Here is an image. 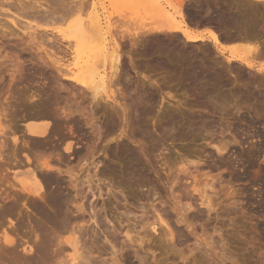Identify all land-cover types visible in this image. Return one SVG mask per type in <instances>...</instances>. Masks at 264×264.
Segmentation results:
<instances>
[{
	"label": "bare ground",
	"instance_id": "1",
	"mask_svg": "<svg viewBox=\"0 0 264 264\" xmlns=\"http://www.w3.org/2000/svg\"><path fill=\"white\" fill-rule=\"evenodd\" d=\"M22 1L21 0H16V1L15 0H0V6L1 4L4 5L7 3L10 9L15 10V12L13 13L14 15H18L19 13H22V14H19V17H21L20 15H22L23 17H28V18H33V19L38 17L42 19L41 22L43 21L44 25H46L45 23H47L48 26H49V23L53 24V26L55 24L56 25L62 24V26L66 25V28L57 29L56 27L55 29L61 35L60 37L68 42V45L71 48V55L73 57H72V63L70 65H66V66L64 65L66 70L63 72V70L61 69L60 71H62L64 75L65 74L69 75V79L71 80L72 85L74 86L73 87L74 89H73V96H70L69 94L70 97H67L68 96L67 95L66 98L65 97L62 98L63 96L61 97L60 95L61 97L60 99H65L64 100L66 101L65 104L64 103L61 104L63 100L61 102L58 101L60 99H58L59 97L57 94L56 96L54 95L55 92L53 93L54 89H52L51 86L49 88H48L49 85L44 86V83L46 82H40V83H43V85L41 84V86L43 87L37 86V95H33V93H35L36 91L31 93L32 95L28 94L27 89L29 87L27 88V85L26 86H24V84L22 85L23 80H25L23 79L22 75H23V71L25 72L26 70L24 69V67L27 68V65L25 64L24 61H20V58L18 57V55L15 57L16 59H13V61H11L12 67L10 69L8 68V71L6 70V72L10 73L7 75V76H10L9 79L7 78L9 82L6 83L8 80L5 79L7 80L5 82L3 79L4 77H1L4 74L0 75V80H1L0 81L1 83L0 85V93H1L0 108L2 110L1 113L3 115V120L4 118L6 120L8 119L9 121L8 120L7 121L8 123H10L8 124V126L5 125L7 123H5L3 126V123L1 122L2 118H0V184L2 181H4L5 179L4 173H6L7 171L13 170L15 178L18 174H22L24 176L23 178H21V180H19V183H18L19 186H17V184H15L16 185L15 186L13 185L14 183L13 184L11 183L12 185L10 186L12 187L13 191H15V194L17 196L16 198H14L15 196L13 197L11 195L13 197L12 199L13 201L12 200L10 201L11 202L10 208L8 209L6 208L5 210H3L4 208L0 209V218L2 219V215L4 216L11 215L13 213V210L14 212H16L15 210L17 211L20 210L21 205L25 206V203H23V201L20 203V199L18 196L20 195V193L21 195L22 194H32L33 196L37 198L36 199L37 203H35V205H37V209H35L37 210V215L35 214L36 215L35 217L37 219V226H36L37 228L34 226V228L36 229H32L34 232V239H33L34 244L33 245L30 244L31 241L29 242V240L23 237H20V241H22V244L19 243L17 239L18 237H14L13 235V234L17 235V232H18L17 228L19 226L18 227L16 226V221L14 223V221H12L13 218L11 217L12 220L9 219L10 220V223H9L10 230L9 231L5 230L2 236L0 235L1 236L0 237V264H120L121 261L118 259V257H116L118 255H117V252H115L116 247L113 243V241L117 240V236L115 234L114 235L112 234L113 236L111 235L113 237L112 238L113 241H109L111 245V250H112L111 254L113 256L110 259L111 261H108V259L102 260L101 259L102 257L100 258L101 261L100 260L99 262L95 261L96 257L94 258V256L96 252L101 254L100 256H103V252H105L102 250L103 248L102 249L100 248L101 237L99 235L100 233L99 231L97 232L96 229L93 230L90 237L88 239L86 238V236L89 234L87 227H90V226L88 225L92 222L97 228L99 227L101 228V226L103 225V219L108 220L109 223L111 222L115 223L116 227L114 228H117V231L120 232V234L124 235L125 239L127 240L123 242L124 244L123 246L125 247H122L119 250V252H124L126 249L128 250V247L130 246V244L131 245L133 244V246L136 245V247L138 246L142 250H145L146 248L148 252L155 255L157 250L162 249L161 248L162 243H165L166 241L165 238L170 239V241L174 240L173 238H175L174 233H173L174 231L173 229H171L169 222L166 220L167 218L165 219V217L162 214H160L157 209L154 208V204H152V208L154 209V213H155L154 216L151 217L150 215L148 216V214L143 213L140 220H138L139 222H138L137 227H136V224L134 223L131 224V221H130L131 219L128 217L131 211L130 213L129 211L127 212L126 214L128 215L127 218H125V216H123L124 219L123 217H120V216L115 217L116 215H113L111 211L112 206H113L112 198L113 199L115 198L114 192L115 190L122 191V189H125L126 187H128L129 185L128 184L129 180L127 179L128 175L133 174L135 170L132 171L133 169H129L128 166L126 165L127 163H124L126 161H124L123 163L127 167L123 166V169H119L120 166L119 168H117L118 166L116 167V166H113L112 164L107 165V163L105 164L103 161L100 160V158L105 155L109 156L113 162L115 160H121V159L125 160L123 159L124 157L122 158L121 154L119 153L121 151V150L119 151V147L121 146L123 142H120L122 140L118 139V138L121 139L122 136L123 137L127 136V134L124 133V131L121 132L119 137L115 139L116 141L113 140L117 144L115 146L116 147L115 149L103 146V144L107 141L106 140L108 138L107 136H109V133H107V131L108 132L111 131L110 135H113L114 130L112 129L115 126H118L119 124L118 122L115 123V121H118V120L114 119L115 118L114 116L119 115V113L116 110L118 107L119 108L121 107L123 109L122 115L125 117V120H127V107L125 105L124 107L123 105H119L118 107L115 106L116 103H119L118 102L119 95H116V92H119L117 89V86L118 84L120 85L119 82L123 80V79H120L122 76L120 75L122 72L120 69V66L122 63V58H121L122 55L120 54L121 52H119L120 51L119 49H121L120 48L121 46L119 45V42L116 40L117 38L116 35L114 34L113 31H112L113 33L107 31L106 28H104L99 21L95 20L93 24L91 22L86 24V22L82 20L83 16L81 17L79 13H81L80 11H82L81 7L84 4H86V3H83L86 0L84 1L77 0V2L75 3H73V1L71 3L70 2L67 3L68 1L65 2V0H36V1L33 0V2L29 3L31 4L30 6H27L26 3L23 4ZM179 2L180 3L178 6V15H179V18L181 19L179 23L175 22L176 21L175 18L167 19L169 20L167 22L169 24H167L166 26L164 24V26H160V27L155 26L156 28L149 29L147 32L146 31L143 32L144 36L151 33V35L158 34L157 35L158 37L161 34L166 37L167 35L166 33H168L167 36H170V35L175 36V37L178 36V38H179V35L182 36L188 44H191V45L193 44V46L194 45L196 46L198 45V43H201V42L204 43L205 45L210 44L212 49L215 52H217V54L222 55L227 62L241 63L245 65L247 68L255 70L257 74L264 79V64H263L264 62V49H263L264 42L263 40L264 39H262L264 38V0H192V2L191 0H180ZM43 3L48 4L49 7L48 8L44 7ZM53 4L55 5L52 7ZM71 4H74V5L71 6ZM67 5H70V6L66 7ZM78 9L79 10L81 9V10L79 11ZM186 9L188 10L187 13H189V14L186 13L188 16L186 14H183L182 12ZM3 10L6 11V9H3ZM40 10H42V12L44 10L45 13L40 12ZM30 11L35 12V14L32 15ZM40 13H42L43 15H40ZM186 19L192 22L193 24L197 25L196 28L195 27L194 29L190 28L187 25L189 24L188 23L189 21H187ZM10 22L15 28H18L20 30L19 21H16V19L14 20L12 17ZM25 23H28V24L27 25L22 24L24 28L21 25V28H23L21 29L23 31V34L27 36L29 35L32 36L33 34L36 35L35 33L30 32L31 30H33L34 32L37 31V29H34L33 26L31 25L32 21L25 22ZM36 23L39 24V21ZM201 26L204 30H202L201 32H198L197 29L199 30L202 29ZM41 27L43 28V25ZM46 27L47 26H45L44 28ZM38 28L40 27L38 26ZM144 29L142 31H144ZM15 30L13 28H10L9 25L8 26L0 25V32L2 31V33L0 34V38H16V39L19 38V36L22 34L20 35L17 34ZM118 33L120 32L118 31ZM112 34H114L115 36ZM129 34L130 33H128V35ZM175 37L173 38L174 41H175ZM161 38L162 37H160V39ZM35 39L36 37L34 38V41ZM160 39L158 41L162 42V39L161 40ZM1 40L2 39H0V43H2ZM32 40L33 38H31V42ZM166 40H167V37H166ZM147 42L149 43L144 44L146 47L143 50H145L147 54L151 55L154 60L156 61L159 60L157 63L160 64V66L163 63L165 64V66L169 64L167 65L168 68L173 67L175 71L177 70L178 72L179 71L185 72L184 74H187L190 77H192L193 80H195V83H196V80L199 82L201 81L200 82L201 84L204 83L205 91L213 92L216 94L212 97H216L217 99L218 98L220 99V97L225 98L224 96L226 95V93H224V96H222L223 93L221 92L217 93V90H218L217 88L227 85V81H220V82L217 81L219 82V84H216L212 80L215 78L213 75L212 77L214 78H210L211 75L208 76V73L207 75H205L207 71L205 72L204 69L206 68L203 69L204 71V72L202 71L203 73L199 70L197 72L196 67L200 68L201 65H197L196 67L192 66L194 64L193 62H195V59H197V57L195 56L196 58L193 61L191 60L192 58L190 59V57H194V56H191L188 54L189 56L188 57L187 53L185 54L186 56L183 55L182 49H184L185 52L186 51L189 52L187 49H185V47L184 48L182 47L181 49L179 48L178 44H176V46L175 45L171 46L173 43L171 45H165L163 42H162L163 44L157 42V44L153 45L152 41L151 42L147 41ZM155 42L156 40L154 41V43ZM39 43H37L38 48L36 49V51L38 52L44 51L43 46L40 45L42 43L40 44ZM150 43H152V45H149ZM2 49L3 48L0 47V50ZM29 49L27 51H29ZM205 51L204 52L202 51V53H204L203 55H205ZM29 52H32V50ZM41 57L39 59L43 60L41 59ZM148 57L149 56H147V58ZM209 58L211 57L209 56ZM199 59L198 61L204 58H201L200 60ZM213 59L211 60L213 61ZM38 60H37V78H39L38 76L44 75V74L39 73L41 72L42 69L48 70L50 75H54L53 73L54 71H52L51 67L55 65L63 66V65H60V62H57V61L56 62L54 61L55 64L49 63L48 61H46L47 59L42 61V63L39 61L41 63L40 65ZM189 60L191 61L189 62ZM5 63L2 62L1 64L0 62L1 72H2L1 68L3 66H5L4 69H6L7 65H5ZM211 63H214V62H211ZM8 64L10 66V63ZM197 64H199V62ZM202 64H207V63L203 62ZM152 65H154L153 62H152ZM220 66L222 67V65ZM40 67H41V70H40ZM162 67H164V65ZM203 67H207V66L202 65L201 68ZM223 69H225V67L222 68V70ZM57 71L58 70H56V73L59 72ZM220 73L222 72H219L218 75ZM6 74L7 73H5V75ZM182 74L183 73H181V75ZM217 78L215 79V81L219 80ZM29 81L31 83L33 82L31 81V79ZM112 85L114 88L116 86V89H115L117 90L116 92L111 90L110 87H112ZM213 87H216V88H213ZM74 90H76L77 92H75ZM30 92L31 90L29 91V93ZM208 92H204L203 94H208ZM2 93L6 94V95L3 94L4 96H6L5 99L3 98V100L1 97ZM123 93H121L122 96H123ZM236 94H237V98L242 101L243 99L246 98V95H243L240 92ZM89 95L92 101L91 103L87 102L88 104H86L85 100L89 97ZM204 96H206V99H207V95H202V97ZM78 99H80L81 102H79L80 100ZM122 100H123V97H122ZM247 100H250V99H247ZM111 101L114 104L110 103ZM3 103H4V107H3ZM102 103H104V105ZM91 104L93 105L92 108H90ZM7 105H8L9 110L7 108ZM60 105L62 106L60 107ZM99 114H102L105 117L104 121L106 122H103V123L104 125L106 124V127L104 126L102 127V124L98 123L100 122L99 119L97 118L99 117ZM0 117L2 116L0 115ZM118 117L119 116H117V118ZM21 120L25 123H22V122L19 123ZM121 121H122V117H121ZM173 129L175 130V128ZM21 130L23 133H21ZM176 130L174 132H176ZM19 131L21 134H24V135H20V133H18ZM9 133L12 134V138L11 140L7 141L6 138L9 139V137H11V136L9 137L7 136V134L9 135ZM26 135L30 136V140L29 138L28 140L25 139ZM197 135L198 134H196V132H192L191 135L190 133L188 134L189 137L190 136L196 137ZM2 136L4 140L2 139ZM135 136H132V138ZM135 139L136 138H133V140ZM219 143H222V142L219 141ZM216 148L219 152H223L226 149V146L221 144L220 147L216 146ZM173 152L169 150L168 154H165V156L163 157V166L165 167L164 170L166 172L168 171V176L165 175L166 176L165 177L166 186L167 185L169 186V192H170V197L168 198H170L171 209L177 216L176 223L184 224L190 230L192 224L194 223H193V220L189 219V216H188L189 211L191 212V210H194V209L197 210V208L199 207L198 205H200L201 207L205 208V212L207 211L208 214L212 211L215 212V209L217 206L216 205L217 203H215L216 200L214 199V198L217 199L216 197L217 190H215L216 189L215 188L216 179H214L215 177L214 178L211 177L212 175L210 176L208 174H202L201 175L202 177L200 178H198L197 176L198 173L197 175L195 174L193 175L192 172L189 171L190 169L189 167L193 165L192 162L189 163L186 157L175 156ZM126 155L127 156L129 155V153L127 154V151H126ZM129 164L130 162H128V165ZM187 164L189 166H187ZM86 166L88 168L90 166V169H93V174L89 173L90 170H88L87 172V170L84 169L86 168ZM83 171H85V173L87 174H84V177H81L80 172H83ZM157 173L158 172H156V174ZM160 174H163V173H160ZM160 174H157V175L161 177ZM6 176L9 177L8 175ZM187 176L188 177L190 176L192 178V183L189 187H186V189L184 188L185 192L184 191L183 192L185 194L184 193L182 194V197H184L182 198L180 196H177L176 195L177 193L175 194V191H173L174 188L170 187L171 186L170 184L175 185L176 183L182 180V177L187 178ZM141 177H144V176L142 175ZM6 180L7 179H5V181ZM106 182H109L110 186L109 184L106 185L107 191L106 193H104L105 191H103V188H104L103 185H105ZM140 182L138 180V183ZM142 184H145V181ZM2 187H0V190L3 189ZM4 187H5V184H4ZM4 193L6 194V190ZM105 194L108 195L107 200L103 198ZM32 195L30 196L32 197ZM90 197L95 199V204L94 206H92V208L89 209L87 208L86 205H87V202L90 200L89 199ZM3 198L10 199V197L8 196L7 197L4 196ZM100 200H102V203L100 202ZM197 200L200 204H196ZM161 203L162 201L160 202V204ZM27 204H28V201H27ZM33 205H34V202L32 206ZM99 205L101 206L100 209H98ZM195 205H197L198 207ZM28 206L30 205L28 204ZM126 207L127 206H125V208ZM141 209L143 210V208ZM198 209H199V213H201L200 208ZM101 212H104L105 215L103 216ZM217 214H216V217H218L219 215ZM3 221L0 220V227H2L1 225ZM127 222L128 223L130 222V224H128ZM125 223H127L128 225H124ZM138 227L140 229L139 231L137 230ZM192 227L194 228V226ZM67 232L69 233L68 234L69 236L66 235L67 237H63L65 233ZM214 232L215 231H213V233ZM192 235H194L193 237H195L196 239L199 238L196 232H193ZM105 239L107 240V237H105ZM163 240L165 241L163 242ZM207 248L208 247H206V250ZM68 249L69 250L71 249V252H72L69 256L66 255V251ZM137 253H138V250L136 251V256L137 255L140 256V254H137ZM222 255H225V254H222ZM155 256H154V260H155V263H157L158 261L156 262L157 259H155ZM120 257L121 256H119V258ZM141 258H144V257H140V260ZM210 259L212 260V258ZM146 263L147 262L145 260V264Z\"/></svg>",
	"mask_w": 264,
	"mask_h": 264
},
{
	"label": "rangeland",
	"instance_id": "2",
	"mask_svg": "<svg viewBox=\"0 0 264 264\" xmlns=\"http://www.w3.org/2000/svg\"><path fill=\"white\" fill-rule=\"evenodd\" d=\"M23 1L22 3L23 4L26 3L27 6H30L31 4L29 3L33 2V0H27V1L23 0ZM72 1L73 3L77 2V0H71V1L65 0V2L67 3L69 2L71 3ZM179 1L180 0H86L83 3H86L87 5L86 4L83 5L82 3L83 5L81 7L82 11H80L81 9L80 10L78 9L81 12L79 13L81 17L83 16L82 20L86 22V24H88L89 22L93 24L95 20L99 21L102 24V26L106 28L107 31L111 33L114 32V34L117 37L115 38L119 42V45L121 46V47L119 46L121 48L119 49L120 50L119 52H121L120 54L122 55L121 57L122 63L120 66V69L122 71L120 75L122 76L120 79L123 80H121L122 83L119 82L120 85L118 84L117 86L119 92H116L117 91L115 90L116 86L114 88L112 85V87L110 88L111 90L116 92V95H119L118 96L119 103H116L115 106L118 107L119 105H123L124 107L125 105L127 107V120H125V117L122 115L123 109L120 107L122 109L121 110L118 107L119 109L117 108L116 110L119 113V115L114 116L115 117L114 119L118 121L115 120L114 121L115 123L118 122L119 124L117 123L118 126H115L112 129L114 130L113 135H110L111 131L109 132L107 131V133H109V136H107L108 137L106 139L107 141L103 144V146L115 149L116 148L115 146L117 144L114 141H116L115 139L118 138L121 132L124 131V133H126L127 136L126 137L122 136L121 139L118 138L119 140H122L120 142H123L119 147V151L120 150L121 151L118 152L121 154L122 158L124 157L123 159L125 160L121 159V160H115L113 162L112 159L106 155L102 156L100 160L103 161L105 164L107 163V165L112 164L113 166L116 167L118 166L117 168H119L120 166L119 169H123V166H125L124 163H127L126 165L128 166L129 169H133L132 171L135 170L134 171L135 174L133 173L131 175H128L127 178L129 180L128 187L122 189V191L115 190L114 194L116 199L112 198L113 200L112 201L113 206L111 210L112 214L116 215L115 217L125 216V218H127L128 216L126 215L127 212L129 211L130 213L131 211L128 217L131 219L130 220L131 224L134 223L136 224L137 227L139 222L138 220H140L143 213H146L148 214V216L150 215L151 217L154 216L155 213H154V209L152 208V204H154V208L157 209L159 213L165 217V219L167 218L166 220L169 222L171 229H173L174 231L173 233L175 237L173 238L174 240H171L172 242L170 241V239L165 238L166 241L163 240V242L165 241V243H162V247H161L162 249L157 250L156 254L158 255L155 254L156 256L148 252L146 248L145 250H142L138 246L136 247V245L133 246V244L132 245L130 244L128 250L126 249L124 252H119V250L122 247H125L123 246L124 245L123 242L126 240L125 236L120 234V232L117 231V228H114L116 227L115 223L112 222L109 223L108 220L103 219V225L101 226V228L100 227L97 228L92 222H91L92 224L90 223L88 225L90 226L87 227L89 236L87 235L86 238L88 239L92 234V231L95 229L97 232L98 231L100 232L99 233L101 237L100 248L101 249L103 248L102 250L105 252H103V256H100L101 254L96 252L94 258L96 257L95 261L98 262L99 260L101 261V259L102 260L108 259V261H111L110 259L113 256L111 254L112 250L109 241H113L112 236L115 234L117 236V240L113 241V243L116 247L115 252H117L118 256L116 255L114 256L118 257V259L121 261L120 264H145V260L147 262L146 264H154L155 263L154 256L155 259H157L156 262L158 261L157 262L158 264H264V79L260 77L255 70L249 69L241 63L227 62L222 55L217 54V52H215L212 49L210 44L205 45L204 43L201 42L202 44L198 43V45L193 46V44L192 45L188 44L182 36L179 35V38L178 36L175 37V36H171L170 34H169L170 36H167L168 33H166L167 35L164 34L166 35L167 40L166 37L163 36L162 34H161L162 36L159 35V37L157 36L158 34L155 35L153 34L154 35L153 37L151 33L147 35L145 34L146 36H144L143 32L145 31L147 32L149 29H154L156 28L155 26L160 27V26H164V24L165 26L169 24L167 23L169 21L167 19L175 18L176 20L175 22L179 23V21H181L178 15V6L180 3ZM7 5L8 4L6 3L4 5L1 4L0 6V13H1L0 25H6V26L9 25L10 28H13L14 30L16 29L15 31L17 32V34L19 35L22 34V35H20L19 38L17 39L0 38L2 39L1 40L2 43H0V47L3 48L2 50H0L1 53L0 62L1 64L2 62L3 63L6 62L5 65L8 66V67L6 66V69H4L5 66L1 68L3 73L0 71V75L2 74L5 75V73H7L5 76L3 75L1 77H4L3 79L5 82L10 78V76H7L10 73L6 72V70L8 71V68L10 69L12 67L11 61H13V59H16L15 57L18 55L20 61H24L25 64L27 65V68L24 67V69H26L25 72L23 71V75H25L26 77L22 75L23 79L25 80L27 79V80L26 81L23 80L22 85L24 84V86L27 85V88L29 87L27 89L28 94H31L34 91H36L35 93H33V95H37V86L43 87L41 86V84L43 85V83L40 82H46L44 83V86L49 85L48 88L51 86V88L54 89L53 90V93L55 92L54 95L55 96L56 94L58 95L59 97V98L57 97L58 99H60L62 96H63L62 98L64 97L66 98L67 95H68L67 97L73 96L74 86L72 85V82L69 79V75L63 74V72L66 70L64 65L65 66L70 65L72 63L73 56L71 55V48L69 47L68 42L63 38H61L60 37L61 35L55 29L56 27L57 29L66 28V25L62 26V24H57V25L55 24L53 26V24L49 23L48 26L47 23H45L46 25H44V22L43 21L41 22L42 19L38 17L34 19L23 17L22 15H20L21 17H19V14L22 13H19L18 15H14L13 13L15 12V10L10 9L9 5L8 6ZM54 5L55 4H53L52 7ZM72 5L74 4H71V6ZM5 6H7L8 8ZM43 6L47 8L49 7V5L45 3H43ZM68 6L70 5H67L66 7ZM3 9H6V11ZM40 12H42V10H40ZM182 12L183 14H186L188 10L186 9ZM30 13L32 15L35 14V12L33 11H30ZM42 13H40V15H43ZM11 16L13 17L14 20L16 19V21H19L20 30L18 28H15L10 22L12 19ZM31 21H32L31 25L33 26L34 29H37V31L34 32L33 30H31L30 32L35 33L36 35L34 34L32 36L24 35L21 29L24 28L23 27L24 24L26 25L28 24L25 22H31ZM35 21L36 22L39 21V24L36 23ZM188 23L189 24L187 25L192 29H194V27L196 28L197 26L190 21ZM21 25L23 28H21ZM42 25L43 28L41 27ZM38 26L40 28H38ZM45 26H47L49 29L47 27L44 28ZM143 29L144 31H142ZM200 30H204V29L202 28ZM118 31L120 33H118ZM1 33L2 31L0 32V34ZM128 33L130 34L128 35ZM140 33H142L143 35ZM30 37L33 38L32 42ZM35 37H36L35 39L36 42L34 41ZM160 37H162L161 38L162 42L165 45H171L173 43L171 46L173 45L176 46V44H178L179 48L181 49L182 47L183 48L185 47V49H187L189 52L187 51L185 52L184 49H182L183 50L182 54L185 55L187 53V56L188 54L194 56V57H190V59L192 58L191 60L194 61V59L197 57V59H195V62L197 63L199 62V64L193 62L194 64L192 66L194 67H196L197 65H201V67L202 65L207 66L203 68L196 67L197 72L198 70L202 72L203 69L206 68L204 69L205 72L207 71L205 75H207L208 73V76L211 75L210 78L215 77L212 80L216 84H219L220 81H227V85L218 87L217 88L218 90L216 89L217 93L218 92L223 93L222 96H224V93H226V95L224 96L225 98L220 97V99L219 98L217 99L216 97H212L216 94L213 92L205 91L204 83H202L203 84L202 85L200 83L201 81L199 82L197 80L195 83V80H193L192 77H190L187 74H184L185 72L183 71L178 72L176 70L178 72L177 73L173 69V67H171L173 70L171 68H168L167 65L169 64L165 66V64L163 63L160 66V64L157 63L159 60L157 61L154 60L151 55L147 54L145 50H143L146 47L144 44L149 43L147 41L150 42L152 41L154 45L157 44V42H159L158 40L160 39ZM174 37H175V41L173 40ZM155 40L156 42L154 43ZM39 42L42 44H40ZM162 42L160 41L159 43ZM32 43L33 45L35 43L36 46L35 45L33 46ZM37 43L43 46L44 51H40V52L36 51V49L38 48ZM152 43H150L149 45H152ZM29 46H31L32 48ZM27 47L28 49L30 48L29 51L32 50V52L27 51L28 50ZM202 51L203 52L205 51L206 56L203 55L204 53H202ZM31 55L33 56V58ZM38 55L40 57L44 56L43 58L41 57V59L43 60H40L39 59L40 57ZM147 56L149 57L147 58ZM200 56L201 58L204 59H201ZM209 56L211 58H209ZM199 58L204 63L206 62L207 64H202L203 62ZM198 59L200 61H198ZM211 59H213V61ZM37 60L38 62L40 61L41 63L42 61L46 60L52 64L53 63L55 64V62L57 61L60 62V65L63 66L55 65L51 67L52 71H54L53 72L54 75H50L48 70H43V69L41 70L40 67L41 72L39 73L44 75H41L42 77L38 76L39 78H37ZM50 60L53 62H51ZM191 60H189V62ZM152 62L154 65H152ZM211 62L214 63L216 62V63L214 64ZM8 63H10V66ZM163 65L164 67H162ZM220 65H222V67ZM224 67L225 69L222 70V68ZM165 68L168 69L166 70ZM61 69L63 70V72L60 71ZM56 70H58L59 72L57 71L58 73H56ZM219 72L222 73L218 75ZM181 73L183 74L181 75ZM212 75L214 77H212ZM216 78L219 80L215 81ZM30 79L31 81H33L32 83L29 81ZM8 82L9 80L6 83ZM59 89L60 90L62 89L63 91L62 90L60 91ZM30 90L31 92L29 93ZM70 90L72 91V93ZM74 91L77 92L76 90ZM204 92H208V94H203ZM239 92L242 93L243 95H246V98L250 100H247L246 98L243 99V101L238 99L236 93ZM121 93H123V96ZM3 94L6 95L5 93H2L1 96L2 100L3 98L5 99L6 97ZM202 95H207V99L206 96H204L205 97L204 98L202 97ZM87 99L85 100L86 104L91 103L92 100L90 95ZM64 100L65 99H60L58 101L59 102L62 101L61 104L63 103L65 104L66 101ZM79 102H81V100ZM4 103H3V107H4ZM110 103L113 102L111 101ZM102 104L104 105V103ZM61 106L62 105H60V107ZM92 107L93 105L91 104L90 108ZM1 112L2 110L0 108V115L2 116L0 117L2 118L1 122L3 123V126L5 123H7L5 125L8 126V124H10L8 123L9 120L7 119L8 120L7 121L5 118L3 120V115ZM117 116H119L118 118L120 119H118ZM103 117L104 116L102 114H99V117L97 118L99 119L100 122L98 123L102 124V127L103 126L106 127V124L104 125L103 123L106 122L104 121L105 117L104 118ZM121 117H122V121H121ZM21 122L25 123L22 120L19 123ZM173 128H175V130L177 129L176 132H174L175 130ZM187 131L190 133V135L192 132H196V134L198 135L196 137L190 136L191 137L190 138L188 136L189 133ZM18 133H20V131ZM21 133H23L22 130ZM21 133L20 135H24ZM10 134L11 133H9V135L7 134L8 137L11 136L9 137V139L6 138L7 136L5 137L7 141L11 140L12 138V134L11 135ZM27 136L28 135H26V137L24 136L25 139L28 140L29 138L30 140V136L28 137ZM132 136H135L133 138L136 139L133 140ZM219 141L222 143H219ZM221 144L226 146V149L223 152H219L216 148V146L220 147ZM169 150L172 152L174 151L173 153L175 156L186 157L189 163L192 162L193 165L189 167L191 169V170L189 169V171H191L193 175L194 174L197 175L198 173L197 176L198 178H200L202 177L201 176L202 174H208L210 176L212 175L211 177L213 178L215 177L214 179H216L215 180L216 184L214 183L216 186L215 190H217L216 191L217 199L214 198L216 200V202L215 200L214 202L217 203L215 212L212 211L209 213L210 214L209 215L207 211L205 212L204 207H201L200 205H198L199 206L198 207L197 205H195L198 208H200L201 213H199L198 208H197L198 211L194 209L191 210V212L190 211L188 212L189 219L193 220V223L195 224V225L192 224L194 228L191 226L190 230L184 224L176 223L177 216L175 215V213L173 212L170 206L171 202H170V198H168L170 197L169 186L168 185L166 186V179H165L166 177L165 175L168 176V171L166 172L164 170L165 167L163 166V157L165 156V154H168ZM126 151L127 154L129 153L128 156L126 155ZM127 161L130 162L129 164L130 167ZM188 164L187 166H189ZM84 169H86L87 172L88 170H90L89 173L93 174V169H90V166L89 168L86 166V168ZM137 170L140 171L138 172ZM136 171L138 172V174ZM156 172H158L157 174L160 173L163 174H160L161 177H159L156 174ZM84 174L87 173H85V171L80 172L81 177H84ZM6 175H8L9 177H7ZM142 175L144 177H141ZM4 177L7 180L5 181L4 179V181H2L3 183L1 182L0 184V187L3 186L2 187L3 189L0 190V196H1L0 209L4 208L3 210H5L6 208L7 209L10 208L11 207L10 201L13 199L14 196H15L14 198H16L17 196L15 194V191H13L10 185L14 183L13 185L17 184V186H19L18 185L19 180H21V178H23L24 176L22 174H18L15 178L14 172L12 170L4 173ZM138 180L139 182L141 181L140 182L141 184L138 183ZM182 180H181L182 182L179 181L175 185L173 184L174 186L170 184L171 185L170 187L174 188L173 191H175V194L177 193L176 195L180 197H182V194L185 192L186 187H189L192 183V178L190 176L189 177L187 176V178L182 177ZM144 181L145 184H142L144 183ZM108 184L109 182H106V184L103 185L104 187L103 191H105L104 193H106L107 191L106 185ZM135 184H137L138 186ZM5 190H6V194L4 193ZM30 195L32 194L21 195L20 193V195H18L20 199V203L23 201V203H25V206L21 205L20 210L18 211L15 210L17 213L14 212L13 210V213L9 215L10 217L2 215V219L0 218V220L2 221L4 220V221L2 222L1 225L2 227H0L1 236L5 230L6 231L10 230L9 219L12 220L13 218L12 221H14V223L16 221V226L17 227L21 226L20 228L19 227L17 228L19 233L17 232V235L13 234L14 237H18L17 239L20 244H22V241H20V237L29 240V242L31 241L30 244L32 245L34 244L33 242L34 232L32 229L37 228L36 227L37 219L35 217L37 215V210H35L37 209V205H35V203H37L36 200L37 198L33 195L31 197ZM4 196L10 197V199L3 198ZM103 198L107 200L108 195L105 194ZM89 199L90 200L87 202L86 206L87 208L90 209L92 208V206H94L95 199L91 197ZM27 201L30 206H28ZM161 201L162 203L160 204ZM33 202L36 207L34 205L32 206ZM100 202L102 203V200H100ZM196 204H200L198 200ZM125 206L127 207L125 208ZM30 207L33 209H31ZM100 207L101 206L99 205L98 209H100ZM141 208H143V210ZM101 214L103 216L105 215L104 212H101ZM216 214L218 215V217H216ZM215 218L218 219L216 220ZM127 223H125L124 225L130 224V222L128 224ZM34 226L36 228H34ZM137 230L138 231L140 230L139 227L137 228ZM213 231L215 232L213 233ZM193 232H196L198 234L199 236L198 239L193 237L194 236L192 235ZM68 234L69 233L67 232L65 233L64 236L63 235L62 236L67 237L69 236ZM210 236L212 237V239ZM105 237H107L108 241L105 239ZM205 246L208 247L207 250ZM137 250H138L137 254H140V256L139 255L136 256ZM216 251L217 252L219 251L220 254L219 252L217 253ZM71 253H72L71 249L70 250L68 249L66 251V255L68 256ZM119 256L121 257L119 258ZM140 257H144V258H141L140 260ZM208 257L212 258V260Z\"/></svg>",
	"mask_w": 264,
	"mask_h": 264
},
{
	"label": "crops",
	"instance_id": "3",
	"mask_svg": "<svg viewBox=\"0 0 264 264\" xmlns=\"http://www.w3.org/2000/svg\"><path fill=\"white\" fill-rule=\"evenodd\" d=\"M198 32H201L202 30L197 29Z\"/></svg>",
	"mask_w": 264,
	"mask_h": 264
}]
</instances>
